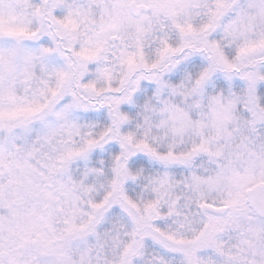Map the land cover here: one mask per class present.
<instances>
[{
    "label": "snow or ice",
    "instance_id": "6c2138e0",
    "mask_svg": "<svg viewBox=\"0 0 264 264\" xmlns=\"http://www.w3.org/2000/svg\"><path fill=\"white\" fill-rule=\"evenodd\" d=\"M0 264H264V0H0Z\"/></svg>",
    "mask_w": 264,
    "mask_h": 264
}]
</instances>
